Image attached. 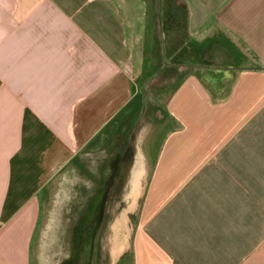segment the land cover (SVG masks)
Wrapping results in <instances>:
<instances>
[{
    "label": "crops",
    "instance_id": "1",
    "mask_svg": "<svg viewBox=\"0 0 264 264\" xmlns=\"http://www.w3.org/2000/svg\"><path fill=\"white\" fill-rule=\"evenodd\" d=\"M152 3L0 0V264L36 263L46 189L79 152L105 143L107 179L121 172L112 163L126 151L125 117L142 113L133 103L155 64L172 71L184 47L199 53L216 38L240 46L245 56L230 59L245 64L229 68L227 94L194 74L177 84L153 165L130 155L107 254L112 264H264V0H179L185 39L163 43L165 7ZM85 210L72 233H88Z\"/></svg>",
    "mask_w": 264,
    "mask_h": 264
},
{
    "label": "rangeland",
    "instance_id": "2",
    "mask_svg": "<svg viewBox=\"0 0 264 264\" xmlns=\"http://www.w3.org/2000/svg\"><path fill=\"white\" fill-rule=\"evenodd\" d=\"M152 1L154 9L161 10L162 6L173 8L174 17L177 20L174 30L176 32L168 33L161 30L160 32L164 33L160 35V41L163 43L165 40L163 34L168 35L169 39L183 38L184 40L185 16L179 0ZM162 12L158 14L160 25L163 23ZM152 16L153 14H150V19ZM165 25L170 27L169 23ZM229 40L213 39L199 53L194 47H189V50L184 47L187 52L181 60L177 61L179 66L166 73L159 71L161 69L159 61L155 64L153 70L157 73L145 79L144 90L133 103L137 106L138 101L142 102L141 105L144 106L142 113L139 118L136 117L135 112L125 117L123 125L128 128L126 132H129L125 135L122 146V150L126 149V151L120 154L117 165L120 173L114 171L109 176L112 178L107 179L103 169L110 158L106 159V152L101 151L102 145L103 149L106 148H104L105 143H96L88 147V152H79L74 161L52 180L45 192L46 219L42 233H38L36 239L35 264H43L47 258H50L53 264L58 262L82 264L87 252L88 264H112L107 254L110 233H106V227L123 205L121 200L127 190L130 169L134 164L130 155L140 150L144 156L142 161L146 166L153 165L163 137L174 126L164 111V105L184 76L194 74L208 90L217 92L219 95L227 94L234 80L233 74L229 73V68L245 64L244 61L235 62L230 59L231 56L234 58V56L245 55L237 44L234 43L231 47L227 45ZM112 141L106 143L109 153L113 152V148L117 149L116 143ZM88 153L90 156L87 155ZM105 182L110 184L107 203L104 205L99 202L100 204L92 210L90 203L100 198L105 189ZM87 205L88 233H72L75 222L82 217Z\"/></svg>",
    "mask_w": 264,
    "mask_h": 264
},
{
    "label": "trees",
    "instance_id": "3",
    "mask_svg": "<svg viewBox=\"0 0 264 264\" xmlns=\"http://www.w3.org/2000/svg\"><path fill=\"white\" fill-rule=\"evenodd\" d=\"M162 22H163V24H164V31H166V29H168L169 28V26L168 27H166L167 25H165L166 23H169V25L171 24V23H174V21H175V15L174 14H172V10H164L163 11V13H162ZM118 163H119V157H116L114 160H113V163H112V166L113 167H116L117 165H118Z\"/></svg>",
    "mask_w": 264,
    "mask_h": 264
}]
</instances>
